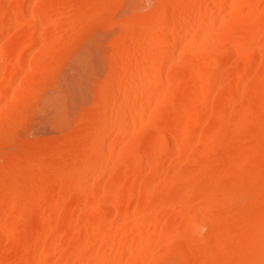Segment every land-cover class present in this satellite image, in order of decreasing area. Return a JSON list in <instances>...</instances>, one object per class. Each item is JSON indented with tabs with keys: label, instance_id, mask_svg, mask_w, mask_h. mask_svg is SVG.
<instances>
[{
	"label": "bare ground",
	"instance_id": "1",
	"mask_svg": "<svg viewBox=\"0 0 264 264\" xmlns=\"http://www.w3.org/2000/svg\"><path fill=\"white\" fill-rule=\"evenodd\" d=\"M0 264H264V0H0Z\"/></svg>",
	"mask_w": 264,
	"mask_h": 264
},
{
	"label": "rangeland",
	"instance_id": "2",
	"mask_svg": "<svg viewBox=\"0 0 264 264\" xmlns=\"http://www.w3.org/2000/svg\"><path fill=\"white\" fill-rule=\"evenodd\" d=\"M85 46L84 45H81L80 47H77V49H76V51H75V49H72V50H70L69 51V53L67 52V57H66V64L68 63V64H70V62L72 63V60L70 59L71 57L72 58H74L73 56H71V55H74L76 52H77V50L78 49H80V48H84ZM88 48V47H87ZM89 48H91V47H89ZM88 50H90V49H88ZM86 51V50H85ZM72 53V54H71ZM70 57V58H69ZM73 69H76L75 71H76V73H75V71L73 70ZM73 69H71V68H69V69H66V70H68V72L66 71V72H62V73H60V74H58L57 75V78L56 79H58V82L60 83V81H61V83H60V85H59V83H58V85L60 86V89L62 90V88H64V86L61 88V86H62V84H65V85H67L65 88H67L68 90H70V92L67 90V92L68 93H66V91H65V93H66V96L64 95V97L66 98H69L70 99V97L72 96V98H73V96L74 97H76L75 95H74V93H72V91H71V86H73L74 88H76L75 89V94L77 93V91L81 94V95H83L84 93H83V90H81L82 88L81 87H83L84 85L79 81V80H82V69L80 70V68H78V67H73ZM73 70V71H72ZM70 72H71V76H70ZM74 72V73H73ZM69 73V74H68ZM73 75H75V77H76V79H75V77L73 76ZM74 77V78H71V80H73V79H75V80H73V81H71L70 80V77ZM77 76H78V78H77ZM69 79L70 81L68 82V80H65V79ZM80 78V79H79ZM79 79V80H78ZM63 80L65 81V83L63 82ZM63 82V83H62ZM70 82H74V85H72V83H71V86L69 85V83ZM67 83V84H66ZM80 83V84H79ZM76 84V85H75ZM82 84V85H81ZM77 85H79L80 87H78ZM58 86V87H59ZM70 87V88H69ZM86 87V85L84 86V88ZM64 88V89H65ZM80 88V89H79ZM63 89V90H64ZM73 89V88H72ZM86 89V88H85ZM78 93V94H79ZM79 94V95H80ZM79 95L76 97V98H73V100L74 99H76V101H80V99H78V97H79ZM80 95V98H83V96H81ZM66 98V99H67ZM71 98V99H72ZM67 99L66 100V102L68 103V101L69 102H71L72 100L70 99ZM75 101V100H74ZM37 102V101H36ZM39 102V101H38ZM71 105V104H70ZM70 105H69V107H70ZM71 108L72 107H70V109L69 110H71ZM73 110V109H72ZM38 112H40V111H38ZM38 112H36V114H35V112H32V114L34 113V115H33V118H32V120L30 119V117H29V120H28V123H27V127L25 128H22V127H20V129L18 128L17 130H16V132H14V141L16 142V140H17V142L16 143H21V142H26V140L27 141H29V142H35V141H38V140H43V139H51V138H54V137H58L59 135H60V133H62V131L61 130H57V129H55V128H52L51 126H49V125H43V124H46L45 122H46V120H44V118H41V116L42 117H45L44 115H45V113L46 112H44L43 111V113L41 112V115L39 114V117H38ZM31 114V115H32ZM37 115V116H36ZM38 117V118H37ZM41 118V119H40ZM45 118H47V116L45 117ZM44 121H43V120ZM31 120V121H30ZM29 124H30V126H29ZM41 125H43V126H41ZM48 126V127H47ZM44 127V128H43ZM37 128H39V129H37ZM43 129H45V130H43ZM48 129H50V131L48 130ZM48 130V131H47ZM57 130V131H56ZM44 131V132H43ZM58 131H59V135H56V134H58ZM55 132V133H54ZM37 133V134H36ZM49 133V134H48ZM54 133V134H53ZM16 134V135H15ZM52 135H54L53 137H52ZM47 136V137H46ZM50 136V138H48ZM20 137V138H19ZM45 137V138H44ZM34 138H37V139H34ZM19 139V140H18ZM20 139H22L21 140V142H20ZM31 140V141H30ZM14 149V147H11V146H5L4 147V151H12Z\"/></svg>",
	"mask_w": 264,
	"mask_h": 264
}]
</instances>
